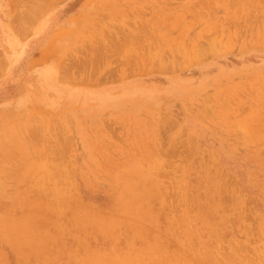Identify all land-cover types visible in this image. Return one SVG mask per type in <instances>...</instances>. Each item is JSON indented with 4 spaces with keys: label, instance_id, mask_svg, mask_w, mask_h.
<instances>
[{
    "label": "rangeland",
    "instance_id": "obj_1",
    "mask_svg": "<svg viewBox=\"0 0 264 264\" xmlns=\"http://www.w3.org/2000/svg\"><path fill=\"white\" fill-rule=\"evenodd\" d=\"M0 36V264H264V0H0Z\"/></svg>",
    "mask_w": 264,
    "mask_h": 264
},
{
    "label": "crops",
    "instance_id": "obj_2",
    "mask_svg": "<svg viewBox=\"0 0 264 264\" xmlns=\"http://www.w3.org/2000/svg\"><path fill=\"white\" fill-rule=\"evenodd\" d=\"M3 30H5V32H3ZM6 32H9V33H11L12 34V32L8 29V28H3L2 29V36L4 35V33H6ZM0 38H2L1 36H0Z\"/></svg>",
    "mask_w": 264,
    "mask_h": 264
}]
</instances>
